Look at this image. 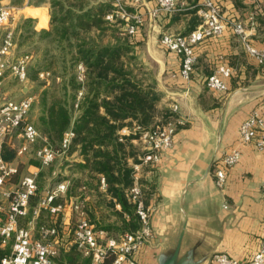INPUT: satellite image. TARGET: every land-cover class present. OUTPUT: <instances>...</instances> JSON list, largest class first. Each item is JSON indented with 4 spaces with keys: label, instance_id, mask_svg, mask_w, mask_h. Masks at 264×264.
<instances>
[{
    "label": "crops",
    "instance_id": "crops-1",
    "mask_svg": "<svg viewBox=\"0 0 264 264\" xmlns=\"http://www.w3.org/2000/svg\"><path fill=\"white\" fill-rule=\"evenodd\" d=\"M124 1L143 20L135 35L140 41L136 47H139V59L153 71L156 90L161 93L158 106L176 105L184 121L176 128L172 147L161 153L152 170L144 166L140 173L143 199L153 206L150 220L154 238L138 253L139 264H161L172 256L178 242L180 249L173 264H216L211 257L216 251L235 259H248L264 237V191L260 186L264 181V147L257 149L255 139L248 144L240 143L238 127L252 111L264 115V72L227 28L220 36L196 46L197 58L190 78L183 79L179 75L178 55L162 48L158 39L163 32L191 30L196 25L197 14L190 9L201 0L195 6L189 0H177V10L171 14L156 11L154 0H140L137 4ZM215 1L221 4L226 17L247 26L252 45L264 46V0ZM98 2L104 0L95 3ZM4 4L5 0H0V5ZM44 4L40 7L47 8L46 24L38 26L39 17L24 18L37 31L50 28L49 0ZM250 15L254 17L252 25ZM17 24L11 27L14 29ZM3 30L0 29L1 39ZM221 64L232 69L225 92L205 86L206 77ZM31 90L32 85H21L23 96ZM34 96L33 106L37 104V94ZM132 143L138 148L136 141ZM233 147L239 148L240 159L228 170L223 187L217 188L214 168ZM70 158L81 161L77 152ZM34 167L38 168L29 164L28 169ZM104 188L100 185L101 191ZM85 194L81 189L77 196L63 200L62 222L67 224L64 229L83 216L79 200Z\"/></svg>",
    "mask_w": 264,
    "mask_h": 264
},
{
    "label": "built area",
    "instance_id": "built-area-1",
    "mask_svg": "<svg viewBox=\"0 0 264 264\" xmlns=\"http://www.w3.org/2000/svg\"><path fill=\"white\" fill-rule=\"evenodd\" d=\"M154 1L156 11L171 14L177 10V0ZM139 2L140 0H132L133 4ZM111 6V11L107 12L104 18L113 21L120 17L125 31L134 34L143 21L142 17L134 11L132 14L129 13L128 4L124 0H111ZM195 8L199 22L191 30L186 33L163 32L158 39L162 48L178 55L179 75L183 79L190 78L197 58L196 46L206 39L220 36L227 28L239 39L248 55L264 72V46L255 47L251 44L249 29L242 21L226 17L221 4L215 0H201ZM15 9L13 5H0V27L4 29L0 42V248L5 249L8 246L10 248L9 252L0 257V264H55L59 250L61 248L67 250L71 246H74L83 257L89 258V264H139L138 253L154 238L150 223L153 206L146 204L143 199L139 184L140 173L144 166L152 170L161 153L172 147L177 126L184 124L178 115L177 106L172 105L169 108L170 115L164 121L157 119L147 127L135 124L133 127L123 126L117 132L119 139L123 136L136 135L131 141H138L141 145L140 153L137 155L138 162L129 159L133 171V184L126 192L139 223L137 229L114 234L96 228L84 214L71 222L70 233L68 231L67 236H64L55 224L34 226L32 222H28L25 226L20 225V219L28 213L30 198L38 189L37 171L20 175L15 184L7 187L11 177L17 173V165L14 161L4 160L1 153L3 147L8 145L14 149L15 156L23 155L29 152L31 145L37 143L40 134L33 123L27 120L35 96L29 94L15 99L1 92L7 75H13L22 82L28 81L27 65L32 58V54L27 52L15 60H9V55L16 44L14 29L9 26L14 18ZM253 20V15H250V25L253 24ZM83 73L84 67L80 64L77 66V79L80 82L83 81ZM231 73L232 69L228 65H218L215 71L206 77L205 86L214 91L225 92L226 80ZM38 76L41 80L47 81L50 73L43 70L38 72ZM83 92L81 87L77 92L75 107ZM14 136L21 139L17 146L12 143ZM72 137L73 132L67 130L57 148L47 142L39 145L33 153L40 166L51 165L58 156L66 158ZM254 139L256 148L263 149L264 115L256 111H252L238 127L240 143L248 144ZM240 156L239 148L233 147L218 160L213 176L219 188L223 187L228 170L239 161ZM100 185L105 187L103 178H100ZM260 186L264 191V181ZM66 187L67 183L61 181L46 191L34 208V215H38L41 209H47L53 215L61 214L65 204L52 202L56 195L66 191ZM115 206L119 208L118 204ZM212 260L216 264H264V237L259 248L248 259L239 260L227 253L218 252L212 255Z\"/></svg>",
    "mask_w": 264,
    "mask_h": 264
},
{
    "label": "trees",
    "instance_id": "trees-1",
    "mask_svg": "<svg viewBox=\"0 0 264 264\" xmlns=\"http://www.w3.org/2000/svg\"><path fill=\"white\" fill-rule=\"evenodd\" d=\"M189 1L192 6L196 5L197 0ZM110 4L91 3L90 0H50L49 30L37 31L28 19H24L14 29V41L19 46L33 44L34 47L29 48L42 50L38 66L55 65L51 82L47 86L39 83L42 87L37 92L40 108L37 123L39 132L45 137L44 142L59 145L63 134L71 130L73 137L66 154L77 152L81 158V161L66 164L70 172L58 181L67 182L66 191L64 195H56L52 203L77 196L83 189L87 194L81 195L79 200L83 214L96 228L113 233L139 227L133 205L126 195L133 184L129 159L138 162L136 146L131 141L136 135L119 139L117 132L123 126H131L132 122L147 127L158 116V120L164 121L170 111L158 106L161 93L156 90L155 81L147 77L144 80L133 73L130 66L137 63L134 50L140 44L135 38L137 31L124 33L125 37L116 36V29L108 27L103 19ZM190 10L196 12L195 7ZM194 19L195 25L199 18L195 16ZM93 29L108 30L113 41L94 40L90 35ZM49 46L54 51H50ZM29 48L25 53L30 52ZM77 63L84 66L82 84L77 82L74 74ZM28 65V80L34 81L43 68L35 69L31 75ZM55 74L60 79L58 83L54 82ZM81 85L83 97L75 107L76 92ZM1 155L4 160L13 161L15 151L5 145ZM32 164L38 166L35 162ZM23 168L24 165L18 164L17 173L11 179L18 180ZM100 178L104 180V191L100 190ZM116 204L119 209L115 208ZM104 213L112 216L113 221L105 219ZM54 216L56 223L58 215ZM7 252V249H0V257ZM56 260L57 264H89V258L83 257L74 246L61 249Z\"/></svg>",
    "mask_w": 264,
    "mask_h": 264
},
{
    "label": "rangeland",
    "instance_id": "rangeland-1",
    "mask_svg": "<svg viewBox=\"0 0 264 264\" xmlns=\"http://www.w3.org/2000/svg\"><path fill=\"white\" fill-rule=\"evenodd\" d=\"M96 1L97 0H94V3ZM5 2H6V4L13 5L14 7H16V9H15L16 12L14 15L15 19L13 20V24L11 21L9 26L17 24V21L19 19H22V18L24 19L28 15L40 18V22H39L38 26L46 24V22H47L46 18H47V16L49 17L48 11H47V8L45 6H43V7H40V6L45 5L44 2L48 3V0H5ZM49 2H50V0H49ZM104 2L105 3H111V0H104ZM49 7H51V6H49ZM127 8H128L127 11L132 14L133 11L129 10V7H127ZM111 9H112V6H110V8L106 11V13L111 11ZM105 14L103 16L104 20H106L104 18ZM106 22L109 25L108 27H113L114 29H116L115 30L116 36L125 37V34L128 35V32L125 31V26H124L123 20H121L120 17L115 18L113 21L106 20ZM13 27H15V26H13ZM0 29H3V28L0 27ZM90 35L93 37L94 40L97 38V40L100 41L101 43H107L109 41H113V38H112L113 35L108 30L103 31V32H99L98 30L93 29L92 31H90ZM0 42H1V33H0ZM32 46L34 47L33 44H21L19 46V44L16 43L13 51L9 55V60H15L21 54L25 53L26 49H28L29 47H32ZM49 48H50V51H54L52 46H49ZM29 50H30L29 53H31L33 55V57L31 58V60L29 62V65H28L29 73L31 75H34L35 69L43 68V70H44V68H45L48 70H44V71H49L50 76L48 77L46 82H42L41 79L39 78V76H37L34 81L28 80L26 82H22V81H19L17 78H15L13 75H7L5 80L3 81V85L1 87V92L5 93L9 97H12L15 99L22 97L23 94L21 91V85H23V84L25 85V83H26V85H32V90H31L30 95H36L37 92L40 90V87H42V86H39V83H45L47 86L48 83L51 82L50 77L54 71L55 65L54 66L53 65L52 66H48V65L38 66V62L40 61L42 50L37 51V50H33L32 48H29ZM138 51H139V47H135L134 53H135V56L137 58V63H136V65H134L132 63L130 66L131 69L133 70V73L138 75L140 78H142L144 80H146L147 78L153 79V76H154L153 71L151 70V68H149L147 65H145L141 59H139V52ZM80 64L81 63H77L75 70H74V74H75L77 82L82 84L83 81L80 82L77 79V66ZM43 70H39V72L43 71ZM53 77H54L55 83H58L60 81V79L57 77L56 74ZM83 80H84V78H83ZM81 87H82V85L78 88V90ZM78 90H77V92H78ZM77 92H76V96H77ZM34 101H36V99H34ZM169 108H167V109H169ZM39 114H40V108H39V104L37 103L35 106L32 105V107L29 111V114L27 116V120L30 121L31 123H33V125L36 127L38 132H39V129H38L37 119L39 117ZM159 118L160 117L158 116L157 119H159ZM133 124L137 125L136 123L132 122L131 127L135 126ZM39 134H40V137H39L37 143L30 146L29 152H27L23 155H20V156H15L13 159V161L16 165H18V164L24 165V168L19 173L20 175L27 174L30 172L32 173L35 169H38V171H39L37 173V177H36L38 192H36V195H34L30 199L27 215L24 218H21L19 221V224L22 226H25L28 222H32L34 226L37 225L38 223L47 224V225H51V224L55 223V216L52 213H50L48 210L41 209L37 216L34 215L33 210H34V208H36L38 201L44 195V193L46 191L50 190L51 188H53L58 183L59 180H63L70 172L67 165H66L67 163H69V161L71 159L70 155H67L66 158H65V156H63V157L58 156L51 165L45 166V167L40 166V164L38 163V160L34 157V154H33L34 150L45 141L44 135H42L40 132H39ZM20 142H21V139L19 137L14 136L12 138V143H14L15 146L19 145ZM137 144H138V148H136V151H137V154H139L140 153L139 150L141 148V145L139 144L138 141H137ZM54 145L55 146H53V147H55V148L58 147L57 144H54ZM34 162L38 163V168L34 167V168L28 169V166H26V165L32 164ZM16 181H17L16 178L13 180L11 179L9 181V183H7L6 186L7 187L12 186L13 184L16 183ZM62 195H64V193ZM62 199H64V198H62ZM103 216L105 219H109V221L113 219L112 216H108V214H105V213L103 214ZM62 217H63L62 214H59L55 224L57 225V227L61 231V233H63L62 231L64 230L65 234L67 235L68 231L70 233L71 223L67 226V228L64 229L63 226L67 225V224H64L62 222ZM113 233L118 234L120 232L114 231ZM10 243L11 242H9V244ZM5 249H7L9 251V247H7ZM56 262H57V260H56Z\"/></svg>",
    "mask_w": 264,
    "mask_h": 264
},
{
    "label": "water",
    "instance_id": "water-1",
    "mask_svg": "<svg viewBox=\"0 0 264 264\" xmlns=\"http://www.w3.org/2000/svg\"><path fill=\"white\" fill-rule=\"evenodd\" d=\"M214 184H215V182H214ZM215 186L217 188H219L216 184H215ZM223 207L225 208L224 205H223ZM150 223H151V220H150ZM152 230H153V228H152ZM179 245H180V242H178L177 245L175 246L174 251L172 253V256H170L167 260L162 261L161 264H173L174 260L176 259L177 255H178L179 249H180ZM218 252H222V251L213 252L212 255L215 254V253H218ZM212 255H211V257H212Z\"/></svg>",
    "mask_w": 264,
    "mask_h": 264
}]
</instances>
